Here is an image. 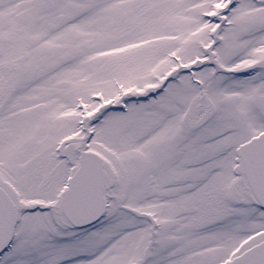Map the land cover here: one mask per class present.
Wrapping results in <instances>:
<instances>
[{
  "label": "snow or ice",
  "instance_id": "obj_1",
  "mask_svg": "<svg viewBox=\"0 0 264 264\" xmlns=\"http://www.w3.org/2000/svg\"><path fill=\"white\" fill-rule=\"evenodd\" d=\"M0 264H264V0H0Z\"/></svg>",
  "mask_w": 264,
  "mask_h": 264
}]
</instances>
